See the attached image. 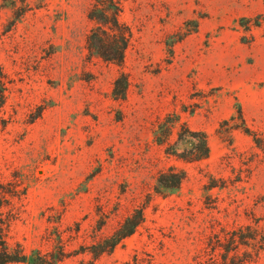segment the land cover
<instances>
[{
  "label": "rangeland",
  "instance_id": "rangeland-1",
  "mask_svg": "<svg viewBox=\"0 0 264 264\" xmlns=\"http://www.w3.org/2000/svg\"><path fill=\"white\" fill-rule=\"evenodd\" d=\"M95 2L0 0V218L9 243L29 255L58 252L61 241L81 252L144 208L111 253L60 264H132L135 255L225 264L227 232L264 230V161L243 128L264 130V0H120L131 29L121 66L87 48ZM121 76L123 99L114 95ZM200 131L209 157L180 158ZM171 167L186 177L166 189L158 177ZM255 248L231 254L264 264Z\"/></svg>",
  "mask_w": 264,
  "mask_h": 264
},
{
  "label": "trees",
  "instance_id": "trees-1",
  "mask_svg": "<svg viewBox=\"0 0 264 264\" xmlns=\"http://www.w3.org/2000/svg\"><path fill=\"white\" fill-rule=\"evenodd\" d=\"M122 4L120 0H96L92 8L89 10L88 17L95 22V26L91 29L87 36L88 50L102 58L106 62L115 63L121 66L125 59V50L131 38V29L128 25L123 23L120 19L122 13ZM121 76L115 81L114 95L117 98H125L127 94L126 79ZM6 103L5 94L1 92L0 96V110L3 109ZM238 114L243 117L241 107H238ZM246 134L250 135L257 149L262 153V161H264V130H252L246 124L243 126ZM197 139L194 147L186 154H180L179 157L186 161H200L208 158L210 155V146L207 134L203 131L192 132ZM198 137V138H197ZM186 177L184 170H179L171 167L168 170L160 172L158 183L163 188H178ZM3 200L0 198V216L3 207ZM144 219V208L136 209L133 213L128 215L121 225L110 235L102 237L99 241L89 247H83L81 252H69L66 250L65 242L61 241L59 251L49 252L43 254L41 251H35L31 255L24 251L20 246L13 247L9 243L6 234V227L8 222L0 218V264H8L10 262H30L31 264H60L66 259L78 255L79 253H90L95 259L104 253H111L115 247L125 238L135 233L137 227ZM247 229L250 232H244ZM215 238H218L216 236ZM228 246L223 255L225 264H245L251 256L249 252H243L242 256L238 254H231L238 247H248L250 245L256 247V252L264 248V230L258 232L250 225L241 227L238 232L226 233ZM217 246H221L220 239L216 240ZM132 264H152V259L149 261L135 255ZM130 264V262H128ZM71 264H88L85 259Z\"/></svg>",
  "mask_w": 264,
  "mask_h": 264
}]
</instances>
